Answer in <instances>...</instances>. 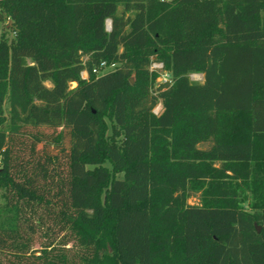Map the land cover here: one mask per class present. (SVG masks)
I'll return each mask as SVG.
<instances>
[{
    "label": "trees",
    "instance_id": "16d2710c",
    "mask_svg": "<svg viewBox=\"0 0 264 264\" xmlns=\"http://www.w3.org/2000/svg\"><path fill=\"white\" fill-rule=\"evenodd\" d=\"M0 198V264H264V0H0Z\"/></svg>",
    "mask_w": 264,
    "mask_h": 264
},
{
    "label": "built area",
    "instance_id": "2783aa9c",
    "mask_svg": "<svg viewBox=\"0 0 264 264\" xmlns=\"http://www.w3.org/2000/svg\"><path fill=\"white\" fill-rule=\"evenodd\" d=\"M107 29H109V26L107 27ZM114 67H115L114 63L107 64L105 61H101L98 66L92 67L91 73L94 74V75H99V74H102V73H104L106 71L113 70ZM149 68L150 69L159 70V77L157 78L158 81L165 82V81L169 80V75H168L167 71H165L163 69L162 63H160V62H152L150 64ZM87 75H88V71L84 70V71L81 72V77L82 78H86ZM153 112H154V109H153ZM155 114H157V113H155Z\"/></svg>",
    "mask_w": 264,
    "mask_h": 264
},
{
    "label": "rangeland",
    "instance_id": "374dc122",
    "mask_svg": "<svg viewBox=\"0 0 264 264\" xmlns=\"http://www.w3.org/2000/svg\"><path fill=\"white\" fill-rule=\"evenodd\" d=\"M106 28L108 27V26H110V21L109 20H106ZM4 33L6 34V36L8 37V38H10L11 36H12V34L10 33V32H7V31H4ZM88 76V75H87ZM87 76H86V78H87ZM85 77V76H84ZM189 77H190V79L191 80H194V81H201L202 80V75L201 74H199V73H192V74H190L189 75ZM45 84L46 85H48L49 86V83L48 82H45ZM75 84H71L70 86H74ZM3 109H4V113H5V115H7L8 113H7V104L5 103V104H3ZM160 111V105L159 104H157L155 107H154V112L155 113H158ZM45 131H48V130H45ZM67 145V142H65V146ZM197 201V198H196V196L195 197H190L189 199H188V202L189 203H195ZM0 203H1V198H0ZM35 247H37V243L35 244Z\"/></svg>",
    "mask_w": 264,
    "mask_h": 264
},
{
    "label": "water",
    "instance_id": "95a60500",
    "mask_svg": "<svg viewBox=\"0 0 264 264\" xmlns=\"http://www.w3.org/2000/svg\"><path fill=\"white\" fill-rule=\"evenodd\" d=\"M129 81L132 82V78L131 77L129 78ZM256 231H259V227H256Z\"/></svg>",
    "mask_w": 264,
    "mask_h": 264
}]
</instances>
